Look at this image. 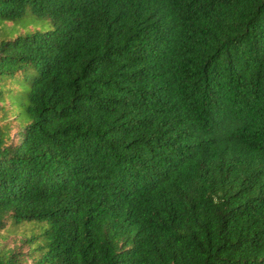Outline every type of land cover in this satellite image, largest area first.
<instances>
[{
  "label": "trees",
  "instance_id": "16d2710c",
  "mask_svg": "<svg viewBox=\"0 0 264 264\" xmlns=\"http://www.w3.org/2000/svg\"><path fill=\"white\" fill-rule=\"evenodd\" d=\"M8 22L0 231L48 226L0 264H264V0H0Z\"/></svg>",
  "mask_w": 264,
  "mask_h": 264
},
{
  "label": "rangeland",
  "instance_id": "374dc122",
  "mask_svg": "<svg viewBox=\"0 0 264 264\" xmlns=\"http://www.w3.org/2000/svg\"><path fill=\"white\" fill-rule=\"evenodd\" d=\"M10 26V22L2 24L0 25V30ZM29 28L33 29V26L29 25ZM20 30L23 31V28L20 27ZM7 102L9 106L10 100L8 99ZM47 226L48 224L46 222H23L17 226L9 224L2 231H0V248H14L20 245L24 239L43 232Z\"/></svg>",
  "mask_w": 264,
  "mask_h": 264
}]
</instances>
